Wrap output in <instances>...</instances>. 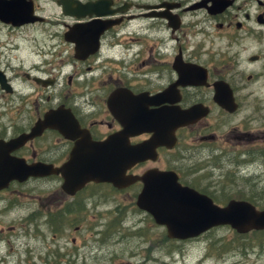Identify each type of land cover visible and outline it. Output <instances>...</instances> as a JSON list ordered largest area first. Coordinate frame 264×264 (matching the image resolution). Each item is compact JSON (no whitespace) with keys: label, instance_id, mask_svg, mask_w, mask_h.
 I'll list each match as a JSON object with an SVG mask.
<instances>
[{"label":"flooded vegetation","instance_id":"obj_1","mask_svg":"<svg viewBox=\"0 0 264 264\" xmlns=\"http://www.w3.org/2000/svg\"><path fill=\"white\" fill-rule=\"evenodd\" d=\"M24 1L39 20L0 18V162L64 166L76 146V163L96 156L112 176L1 184L0 167V264H55L76 258L80 245L107 257L114 235L143 236L138 224L113 229L126 217L173 241L197 239L207 230L169 238L135 205L160 173L215 204L239 199L264 210V0H74L94 2L90 14L75 5L64 13L53 0L57 29L38 37L34 28L53 21L37 0ZM39 122V132L10 142ZM75 232L92 242L68 248ZM250 232L259 235L249 248L255 264L264 228L237 234Z\"/></svg>","mask_w":264,"mask_h":264},{"label":"water","instance_id":"obj_2","mask_svg":"<svg viewBox=\"0 0 264 264\" xmlns=\"http://www.w3.org/2000/svg\"><path fill=\"white\" fill-rule=\"evenodd\" d=\"M21 3L27 4L28 9L15 13L16 10L13 11V9L15 6L17 8V5ZM56 3H61L64 13H76L75 11L64 9V6L67 5H75L77 8H82V13L86 12L90 14L93 12L92 6L94 2L82 4L74 0H57ZM30 13L31 5L24 0H0V18L4 21L17 18L18 20H13V22L20 24L40 19L39 17L30 16ZM16 15L17 17H15ZM75 46L77 47V45ZM43 126V122H39L28 135L18 136L10 140V142L18 139L22 141L24 138L39 132L40 127ZM77 154L78 150L75 146L69 163L59 167L42 164L18 165L13 161L0 162L1 168L6 167L2 172L6 179L2 180L1 184H4L10 178H25L28 175L47 173L76 174L80 178L72 181L77 183L89 179L95 180L93 177H97L98 175L111 179V171L109 169L106 170V168L102 170V166H98L96 156H90L86 160L76 163ZM134 159H138V157H131L130 163ZM155 177L153 179L156 184L150 185V182H145L136 198L135 205L150 213L157 224L163 225L169 238L186 239L195 237L211 227L221 225H228L238 233L264 228V210H256L246 200L229 199L225 204L218 205L213 203L210 198L199 195L191 189L180 187L174 178H170L165 173H160ZM160 179L162 185L157 184V181ZM162 190H169L175 194L166 195Z\"/></svg>","mask_w":264,"mask_h":264},{"label":"rangeland","instance_id":"obj_3","mask_svg":"<svg viewBox=\"0 0 264 264\" xmlns=\"http://www.w3.org/2000/svg\"><path fill=\"white\" fill-rule=\"evenodd\" d=\"M38 11L43 16L48 17L53 28L48 27H35V34L38 37L46 29L56 30V23L54 21L58 16V7L53 0H37ZM217 202L224 203L227 199L216 198ZM115 216V215H114ZM140 214H136L134 218H138ZM135 220L126 219L120 224H114L113 229H133L136 224L140 225V231L142 237L128 236L119 238L114 235L112 247L108 252L107 257L97 258L91 256L87 252H83V246L77 249V257H71L69 259L57 261L51 259L55 264H250L253 253L249 248L254 249L251 246V241L255 242V239L259 235L253 233H247L240 237L232 228L228 225L216 226L208 229L203 235L197 239L188 241H173L164 237L158 227L148 226L143 222L131 223ZM79 232V231H78ZM73 235L76 238V244H71L67 241L68 248L75 249L80 244L81 240L87 246L92 242L90 239H81V234ZM81 233H85L82 230ZM50 235V233H48ZM72 235V234H71ZM61 240V239H60ZM240 244L244 246L246 250L243 256L247 257L244 261L241 257V251H239ZM82 247V249H81ZM248 248V249H247ZM84 254L83 257H81ZM74 256V255H70ZM109 259L114 262L109 263ZM255 264H264V256L261 255L257 259Z\"/></svg>","mask_w":264,"mask_h":264}]
</instances>
